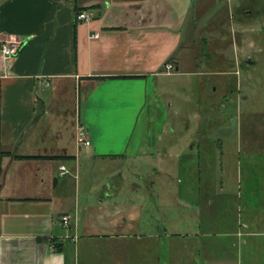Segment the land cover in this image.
I'll list each match as a JSON object with an SVG mask.
<instances>
[{
    "label": "crops",
    "instance_id": "1",
    "mask_svg": "<svg viewBox=\"0 0 264 264\" xmlns=\"http://www.w3.org/2000/svg\"><path fill=\"white\" fill-rule=\"evenodd\" d=\"M192 10L193 0H0V41L24 44L0 55V264H81L84 240L108 244L107 264L130 262L134 242L139 264H164V240L175 238L198 247L199 264H264L259 149H238L245 178L232 185L218 165L222 140L210 149L198 125L181 142L171 118ZM78 120L88 147L77 144ZM119 161L137 180L114 171ZM170 166L194 172L172 176L176 205L164 209L158 176Z\"/></svg>",
    "mask_w": 264,
    "mask_h": 264
},
{
    "label": "rangeland",
    "instance_id": "2",
    "mask_svg": "<svg viewBox=\"0 0 264 264\" xmlns=\"http://www.w3.org/2000/svg\"><path fill=\"white\" fill-rule=\"evenodd\" d=\"M195 24L196 31L193 32ZM185 36L180 61L183 70L188 72L176 81L179 100H173L174 116L171 115L174 125L180 131L177 139L181 142L189 141V137L183 136L182 132L195 130L200 125L212 134L210 138H205L211 140L210 143L202 142L211 144L210 149H213L216 140H222L227 152L226 158L219 161L218 165L221 167L226 162L227 172L220 175L233 180L231 184L235 185L237 177L245 178L240 169H234V164L246 159L241 160L242 155L238 149L245 152L246 147L252 145L260 151L255 159L264 162V0H193ZM206 39L207 43L203 45ZM228 61H232V64ZM225 100H228L227 103ZM220 107L221 112L218 110ZM196 113L203 116L200 122ZM189 134L190 138L195 137ZM182 159L187 160L185 153ZM102 165L98 164V172L101 170L103 173L105 170ZM114 167V171L122 172L127 180H137L136 177L140 175V170L128 162L124 165L119 161ZM170 168L165 167L162 176H158L163 180L159 187L163 189L164 209L176 205L173 200L177 188L176 183L172 182V176H181L186 181L184 176L194 172L193 169L188 172L183 168ZM218 170L214 169L212 178L218 175ZM134 188L132 185V193ZM224 200L231 202L234 198ZM180 203L186 205V202ZM250 203L253 205V202ZM164 220L171 221L170 217ZM184 229L186 231V226ZM80 244L81 264H107V243L84 240ZM191 245L177 238L165 239L164 264H199L202 258L198 247ZM171 253L174 257L172 261ZM129 256L130 262L126 256H120L112 264H139L141 254L138 242L132 244Z\"/></svg>",
    "mask_w": 264,
    "mask_h": 264
},
{
    "label": "built area",
    "instance_id": "3",
    "mask_svg": "<svg viewBox=\"0 0 264 264\" xmlns=\"http://www.w3.org/2000/svg\"><path fill=\"white\" fill-rule=\"evenodd\" d=\"M91 15V14H90ZM91 16L86 13H82L79 15L80 20H90ZM24 47L23 42L20 41H0V55L3 57L4 60L11 59L12 57L16 56ZM166 69L168 72H173L174 65L173 64H167ZM89 132L87 127L80 122V120L77 121V135H76V141L79 146H90L91 142L89 139ZM61 175H64L68 172L65 166H61ZM72 217L71 216H64L63 217V224L66 228H69L70 221Z\"/></svg>",
    "mask_w": 264,
    "mask_h": 264
},
{
    "label": "trees",
    "instance_id": "4",
    "mask_svg": "<svg viewBox=\"0 0 264 264\" xmlns=\"http://www.w3.org/2000/svg\"><path fill=\"white\" fill-rule=\"evenodd\" d=\"M1 155V154H0ZM21 158H23V157H21Z\"/></svg>",
    "mask_w": 264,
    "mask_h": 264
}]
</instances>
